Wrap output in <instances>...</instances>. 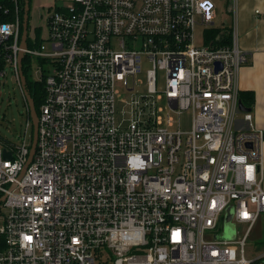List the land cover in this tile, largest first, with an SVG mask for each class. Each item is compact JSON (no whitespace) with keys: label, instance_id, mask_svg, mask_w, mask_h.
<instances>
[{"label":"built area","instance_id":"2783aa9c","mask_svg":"<svg viewBox=\"0 0 264 264\" xmlns=\"http://www.w3.org/2000/svg\"><path fill=\"white\" fill-rule=\"evenodd\" d=\"M12 1L11 19L0 21V86L9 70L25 121L19 144L0 138V264L264 259L244 255L264 212V131L239 109V70L249 57L237 45V0L228 6L229 44L194 43L195 25L216 27L212 0H68L46 12L44 35L33 31L29 41L28 32L25 47ZM25 55L28 78L43 92L27 165ZM144 63L151 65L147 93L127 102L118 91L134 94ZM159 99L168 109L165 127ZM240 114L247 128L237 124ZM228 214L234 231L225 238Z\"/></svg>","mask_w":264,"mask_h":264},{"label":"rangeland","instance_id":"374dc122","mask_svg":"<svg viewBox=\"0 0 264 264\" xmlns=\"http://www.w3.org/2000/svg\"><path fill=\"white\" fill-rule=\"evenodd\" d=\"M44 0H31L29 4V41H32L33 31L35 28H39V33L44 35L45 32V16L47 7H41ZM56 4H60L61 0H56ZM62 2H67L62 0ZM214 5L216 19L215 26L225 27V25L232 21L231 13L228 11L229 0H212ZM62 4V3H61ZM209 29L204 30L201 26L195 25L193 36L194 43L198 46L203 45L206 33ZM206 40V39H205ZM45 46L47 45V42ZM207 43V41H206ZM149 63L143 64L142 72L136 77V80H141L142 83H138L134 87V94L130 95L123 89H119V93L123 95L124 99L129 102L137 100L142 94L147 93L145 82V70L150 68ZM6 74L1 78L0 86V138L1 140L8 141L10 143L19 144L18 133L25 121V108L23 105V98L16 82L11 78V72L6 70ZM164 73L158 71L157 73V89L161 90L164 86ZM129 84L132 85L131 78ZM156 107L161 109L157 115L162 119V123L158 126L165 127V116L168 113L166 103L163 99L156 101ZM181 126L183 129H188L190 124V114L185 112L181 114ZM257 222V221H256ZM228 228V229H227ZM245 226H237L238 236L243 234ZM233 228L226 224L224 227L223 237H228V230ZM261 231V232H260ZM264 252V223L257 222L253 225L250 233L246 239V245L244 247V255L247 259H256L258 255Z\"/></svg>","mask_w":264,"mask_h":264},{"label":"crops","instance_id":"0c3cea01","mask_svg":"<svg viewBox=\"0 0 264 264\" xmlns=\"http://www.w3.org/2000/svg\"><path fill=\"white\" fill-rule=\"evenodd\" d=\"M56 3V0H44L41 7L50 10L55 5L66 2L61 0L60 4ZM236 8L237 45L249 57L248 62L239 70V92L250 91L253 94V103L250 107L244 106L250 110L245 112L251 114L252 126L264 131V0H237ZM231 22L225 27L230 28ZM215 28L224 27L218 25ZM237 124L245 128L249 126L242 121V114L238 116ZM262 152L264 168V142ZM257 222L264 223V212L259 215Z\"/></svg>","mask_w":264,"mask_h":264},{"label":"trees","instance_id":"16d2710c","mask_svg":"<svg viewBox=\"0 0 264 264\" xmlns=\"http://www.w3.org/2000/svg\"><path fill=\"white\" fill-rule=\"evenodd\" d=\"M29 0V4H30ZM19 7H20V19L22 20L23 18V5H24V0H18ZM13 1L12 0H0V21H7L10 20L12 15L11 12L13 11ZM29 26V25H28ZM35 33L39 35V28L34 29ZM205 41L207 43H211L213 46H219L222 44H229L231 41V31L230 28L224 27L223 29L221 28H211L208 30V33H206ZM29 44V43H28ZM30 61V58L28 56L23 57V73L25 76H27V88L29 90V93L31 95V98L33 99L35 111L38 113L39 112V103L42 100L43 92H42V87L38 83H32L29 78V66L28 63ZM239 99L243 106L250 107V104L253 103V94L250 91H241L239 92ZM263 262L264 259H260L253 264Z\"/></svg>","mask_w":264,"mask_h":264},{"label":"water","instance_id":"95a60500","mask_svg":"<svg viewBox=\"0 0 264 264\" xmlns=\"http://www.w3.org/2000/svg\"><path fill=\"white\" fill-rule=\"evenodd\" d=\"M28 25H29V0H24V5H23V18H22V29H21V37H20V45L22 47L26 46V39H27V34H28ZM22 56H19V62L21 63ZM20 78H21V83L23 86L24 94L26 96V99L28 101L29 105V110H30V116L32 120V143L28 155V160L26 165L29 163L33 153L35 152L36 148V141H37V113L35 111V107L33 104V101L31 99V96L26 88V80L25 76L23 75L22 71H20ZM239 109L241 112L249 111V108H245L241 101L239 100ZM3 155L5 158H10V153L5 151L3 152ZM23 173V171H22ZM4 199V196L0 197V202ZM226 224L230 225L233 228V225L230 223V214L227 215Z\"/></svg>","mask_w":264,"mask_h":264}]
</instances>
